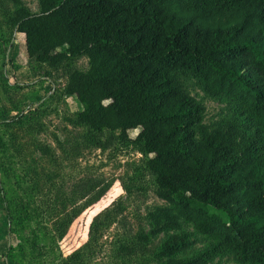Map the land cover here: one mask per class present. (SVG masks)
<instances>
[{
    "label": "trees",
    "instance_id": "trees-1",
    "mask_svg": "<svg viewBox=\"0 0 264 264\" xmlns=\"http://www.w3.org/2000/svg\"><path fill=\"white\" fill-rule=\"evenodd\" d=\"M11 1L5 23L24 35L30 59L53 68L88 59L87 70L68 69L63 88L78 105L70 122L86 128L84 146L108 147L105 130L108 139L133 145L165 201L148 211L150 231L134 244L121 241L117 252H143L163 232L154 254L159 264H209L226 254L264 264V0H38L37 12ZM179 72L232 103L238 122L203 123L204 108ZM133 129L139 130L130 137ZM112 181L100 176L78 184L79 204L61 216L65 209L50 202L40 212L22 198L13 204L0 180L9 232L56 215L52 240L60 241L86 207L95 203L93 213L103 206ZM110 216L105 209L94 217L87 243L70 262L81 259ZM43 219L30 228L33 264H41L35 253L43 247L39 236L47 235ZM187 224L213 243L184 257L192 245Z\"/></svg>",
    "mask_w": 264,
    "mask_h": 264
},
{
    "label": "rangeland",
    "instance_id": "rangeland-1",
    "mask_svg": "<svg viewBox=\"0 0 264 264\" xmlns=\"http://www.w3.org/2000/svg\"><path fill=\"white\" fill-rule=\"evenodd\" d=\"M20 1L32 12L39 10L38 0ZM12 5L11 0H0V137L4 142L0 148V180L8 198L15 205L19 198L28 200L38 212L50 202L65 209L61 216H68L73 203L79 204L75 196L78 184L100 176L113 181L101 198L111 193L103 206L93 213L95 203L86 207L56 242L52 240L56 215L34 217L29 226L24 224L22 232H9L8 219L0 203V264H4L2 254L9 246L12 250L8 258L4 257L6 264H33L30 228H35L42 218L47 235L39 236L38 242L43 247L35 253L41 264H159L154 254L163 241V232L150 237L151 242L143 252L130 256L117 252L121 241L134 244L138 234L142 231L147 234L150 231L148 211L165 204L156 196L153 177L144 168L146 158L133 145L108 139L107 130L101 136L108 147L84 146L86 128L70 122L78 105L63 93V88L68 69L87 70L88 59L81 57L71 65L61 64L56 68L30 59L24 35L5 23ZM177 75L185 90L202 104L203 123L215 128L227 121L238 122L235 107L227 99L210 96L188 72ZM18 114L24 117L18 120ZM10 120L14 122L5 123ZM138 130H129V136L134 137ZM105 209L111 210V216L99 229L96 240L82 252L79 261L70 262L71 253L87 243L94 217ZM185 230L190 234L192 245L184 257L196 255L213 243L191 224ZM209 264L241 263L226 254Z\"/></svg>",
    "mask_w": 264,
    "mask_h": 264
}]
</instances>
